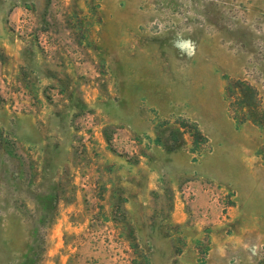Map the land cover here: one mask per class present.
Returning a JSON list of instances; mask_svg holds the SVG:
<instances>
[{
  "label": "rangeland",
  "instance_id": "1",
  "mask_svg": "<svg viewBox=\"0 0 264 264\" xmlns=\"http://www.w3.org/2000/svg\"><path fill=\"white\" fill-rule=\"evenodd\" d=\"M0 264H264V0H0Z\"/></svg>",
  "mask_w": 264,
  "mask_h": 264
},
{
  "label": "trees",
  "instance_id": "2",
  "mask_svg": "<svg viewBox=\"0 0 264 264\" xmlns=\"http://www.w3.org/2000/svg\"><path fill=\"white\" fill-rule=\"evenodd\" d=\"M238 90L242 94V97H243V100L241 99L242 100V102H241L242 104L245 103L244 105L249 107V106H251L250 103L251 104L255 103L257 106H259V100L257 98L258 94H257L256 90L250 84H248L246 82L238 81V82L230 83L227 86L228 97L229 98H233V99L238 101L239 99H237L235 97V95L237 94ZM248 99L250 101H248ZM230 106H232V104ZM107 141L110 143V139L109 138H107Z\"/></svg>",
  "mask_w": 264,
  "mask_h": 264
}]
</instances>
